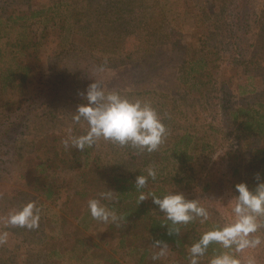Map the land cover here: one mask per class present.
<instances>
[{
    "label": "trees",
    "instance_id": "trees-1",
    "mask_svg": "<svg viewBox=\"0 0 264 264\" xmlns=\"http://www.w3.org/2000/svg\"><path fill=\"white\" fill-rule=\"evenodd\" d=\"M169 2H178V7L173 9L176 4L173 6ZM226 2L231 3L234 13H231L230 8L227 9ZM253 2L255 1L48 0L46 3L28 5L26 9L9 15L0 12L2 90L12 84L25 85L32 77L37 76L38 68L35 65L40 61L37 53L46 45L51 33L60 37L62 45L88 53L99 64L133 60L135 56L142 58L149 52L155 54L163 50L170 41H173V46L179 45L185 51L173 69L170 88L136 90L126 94L130 98L150 102L166 128L174 127V133L168 132L166 141L164 140L159 150L138 153L130 147L118 146L113 151L119 152L118 155L128 168L115 172L105 166L101 156H93V147L83 151L69 147L67 149L70 152L66 154L63 142L69 135H65L63 139L56 136L53 138L63 146V153L55 150L51 157L55 167H58L56 162H59L69 170L77 168L83 175L81 184L84 186L95 188L102 185L94 198L100 199L102 192H112L113 198L110 201L102 199L101 202L112 204L116 209L120 218L112 222L110 227L118 226L116 230L119 232L121 246L139 254L136 264H151L150 258L157 248L154 246L155 240L168 244L170 253L175 257L174 264H189L190 245L203 232L225 224L221 219H208L200 223V218H197L187 225L179 226L178 234L169 235L170 222L152 202L151 194L162 197L169 191H180L186 198L194 199L190 193L194 186L200 185L204 191L215 190L221 178L215 162L211 164L210 161L216 150L215 146L206 142L197 132L193 133L188 126L180 132L173 118L176 116L173 112L177 108L173 99H169L179 96L190 100L196 107L199 102L209 104L212 108L219 107L223 118L217 120L216 125L210 123L209 128L218 131L225 127L228 130L236 125V130L243 134L241 136L249 140L248 152L252 154L253 162L259 169L249 186L255 188L257 176L264 181V99L241 103L243 98L257 93L254 86L256 67L259 71H264V6L262 14L258 15L257 11H252ZM210 19L213 28L208 23ZM185 24L193 29V39L187 37L184 40L181 36L170 34L183 32ZM131 30L139 31V43L135 51L125 52L123 46ZM256 31L259 33H253ZM187 53L190 56H186ZM20 56L26 59L21 61L18 59ZM38 67L40 85L44 88H40L36 95L46 96L48 100L54 99L67 79L55 74L43 80L41 63ZM166 99L170 101V105L169 102L164 104ZM86 102L87 99L81 101ZM194 113H197L196 110ZM80 123L74 124L71 135H81L86 131L87 125L81 127ZM255 136L263 142L261 145H255L252 140ZM201 140L203 142L199 144ZM113 145L110 143L111 151ZM36 146L37 151L43 145L40 142ZM243 150L244 147H227L220 156L228 161L234 177L241 173ZM64 156L70 157L69 163ZM149 167L157 169V179H149L146 187L140 190L144 192L146 199L139 201L135 178L146 175ZM36 169L44 171L43 163L37 164ZM91 180L92 186L88 184ZM34 183L36 191H41L47 200L60 193V187L54 181L42 183L35 178ZM75 196L83 197L84 193L78 192ZM93 243L97 245L96 242ZM50 251L56 253L55 249ZM219 251L226 250L213 243L206 255H214Z\"/></svg>",
    "mask_w": 264,
    "mask_h": 264
},
{
    "label": "rangeland",
    "instance_id": "rangeland-1",
    "mask_svg": "<svg viewBox=\"0 0 264 264\" xmlns=\"http://www.w3.org/2000/svg\"><path fill=\"white\" fill-rule=\"evenodd\" d=\"M36 1L0 0V12L9 15L26 9L28 5L46 3L48 0ZM254 1L252 11H257L258 15L262 14L264 0ZM169 3L173 6L176 4L173 9L179 4ZM226 3L227 9L231 10V3ZM231 13L234 12L231 10ZM172 16L173 14L171 18ZM208 23L213 28L211 19ZM182 31L170 34L181 36L184 40L187 37L193 39V29L189 24H185ZM138 32L130 31L123 46L125 52L135 51L139 43ZM216 37L219 39V36ZM172 43L173 41H170L163 50L155 54L149 52L142 58L135 56L133 60L99 64L93 61L88 53L62 45L60 37L51 33L46 45L37 53L40 59L37 61L38 65H35L38 68L37 76L32 77L25 85L12 84L4 90L0 89V233H7L5 242L0 243V264H136L139 254L120 245L119 232L116 230L118 226L110 227L112 222H99L90 215L88 201L97 195V190L101 189L102 185L95 188L84 186L81 184L83 175L77 168L69 170L59 162H56L58 167H55L51 157L55 150L62 152L63 146L53 138L56 136L63 139L65 135H69L70 129L71 134L73 133L75 123L72 118L77 113L78 106L83 104L81 101L87 99V89L92 82L100 81L107 90H117L123 94L136 90L170 88L173 69L185 52L179 45L173 46ZM186 56H190L189 53ZM18 59L23 61L26 58L20 56ZM40 63L43 80L55 74L67 79L65 86L54 99L48 100L46 96L36 95L40 88H44L40 85L38 77ZM255 74L254 86L257 93L243 98L241 103L264 99V71H259L256 67ZM166 100L164 104L169 102L170 105V101ZM169 100L174 102L178 110L173 112L176 113L173 118L180 132L188 126L193 133L197 132L206 142L215 146L216 150L210 161L211 164L215 162L219 170L218 175L221 178L218 186L215 190L204 191L197 185L190 193L207 208L209 220L221 219L226 223L232 218L231 205L228 202L238 194L235 185L246 182L249 186L250 180L259 172L252 154L248 152L249 140L241 136L243 134L236 130V125H232L228 130L225 127L218 131L209 128L210 123L216 125L217 120L223 118L219 107L212 108L203 102H199L196 107L190 100L181 99L179 96ZM194 110L197 113H194ZM80 125L82 127L87 124L82 121ZM173 129L172 126L167 128L169 133H174ZM204 132L206 135H203ZM252 140L256 146L263 143L257 136L252 137ZM40 142L43 146L36 151V144ZM202 142L203 140L199 144ZM110 143L102 140L97 146H93V156H101L105 166L112 171L127 169V164L118 155L119 152H114L118 145H113L112 152ZM227 147H244L239 176H232L228 161L220 157ZM33 151L36 152L33 154ZM68 152L70 150L65 148V153ZM29 159L31 160L28 161ZM64 159L68 163L71 160L65 156ZM39 163H43L45 168L42 172L39 171L42 169H36ZM35 178L42 183L56 182L60 193L47 200L41 191H36ZM88 184L92 186L93 181ZM78 192L84 193V196H75ZM29 201H34L41 209L39 227L27 229L7 224L10 211ZM102 203L117 214L112 204ZM258 234L262 237V244L256 249H248L237 255L243 260L251 254L256 257L257 264H264V228H261ZM52 249H55L56 253L50 251ZM158 251L156 248L153 255ZM211 256L205 254L200 262L208 264ZM174 259L168 249L166 256L156 261L150 258V261L151 264H174Z\"/></svg>",
    "mask_w": 264,
    "mask_h": 264
},
{
    "label": "clouds",
    "instance_id": "clouds-1",
    "mask_svg": "<svg viewBox=\"0 0 264 264\" xmlns=\"http://www.w3.org/2000/svg\"><path fill=\"white\" fill-rule=\"evenodd\" d=\"M106 62V61H105ZM87 102L78 106L73 122H86L87 129L81 135H71L64 140V147L81 151L97 146L100 141H108L121 147L127 146L138 153H153L159 150L168 135L167 128L158 112L148 102L130 98L117 90H107L100 81L92 82L86 93ZM158 171L154 167L147 169L146 175L135 178V188L139 191L138 200L146 195L140 191L146 187L149 179L156 180ZM258 183L250 188L246 182L235 185L237 195L229 200L232 218L222 226H215L203 232L199 239L188 248L189 264H200L209 246L216 243L226 251H219L210 257L208 264H257L254 255H247L243 260L237 253L256 249L262 244L258 233L264 228V181L257 176ZM152 195V202L158 206L171 227L168 234H178L182 225L200 218V223L209 219V212L196 199H188L183 192L169 191L162 197ZM100 199L88 201L91 217L99 222H116L120 217L109 209L103 200H111L112 192L100 193ZM234 201V202H233ZM41 209L34 201L22 204L10 211L7 224L20 228L36 229L39 227ZM7 233H0V243H4ZM159 249L152 259L159 260L167 255L168 244L155 240Z\"/></svg>",
    "mask_w": 264,
    "mask_h": 264
}]
</instances>
